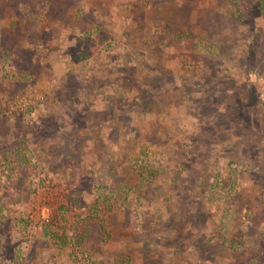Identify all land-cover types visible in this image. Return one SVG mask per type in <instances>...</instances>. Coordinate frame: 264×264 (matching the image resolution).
<instances>
[{"label": "rangeland", "instance_id": "obj_1", "mask_svg": "<svg viewBox=\"0 0 264 264\" xmlns=\"http://www.w3.org/2000/svg\"><path fill=\"white\" fill-rule=\"evenodd\" d=\"M0 264H264V0H0Z\"/></svg>", "mask_w": 264, "mask_h": 264}]
</instances>
